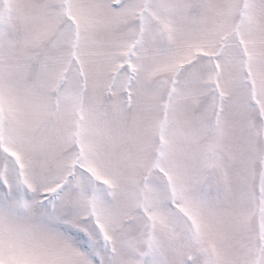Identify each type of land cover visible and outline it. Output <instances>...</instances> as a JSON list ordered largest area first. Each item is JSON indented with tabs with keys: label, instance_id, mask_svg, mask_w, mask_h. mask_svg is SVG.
Returning <instances> with one entry per match:
<instances>
[{
	"label": "snow or ice",
	"instance_id": "obj_1",
	"mask_svg": "<svg viewBox=\"0 0 264 264\" xmlns=\"http://www.w3.org/2000/svg\"><path fill=\"white\" fill-rule=\"evenodd\" d=\"M0 264H264V0H0Z\"/></svg>",
	"mask_w": 264,
	"mask_h": 264
}]
</instances>
